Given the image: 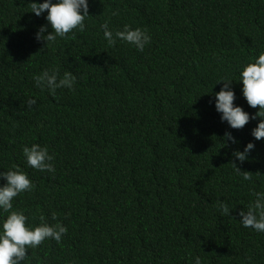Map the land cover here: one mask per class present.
I'll return each mask as SVG.
<instances>
[{
  "label": "trees",
  "instance_id": "1",
  "mask_svg": "<svg viewBox=\"0 0 264 264\" xmlns=\"http://www.w3.org/2000/svg\"><path fill=\"white\" fill-rule=\"evenodd\" d=\"M32 2L43 0H0V172L32 181L13 201L27 226L67 234L28 249L22 264H264V233L239 223L264 190V139L251 137L258 121L221 123L213 101L230 78L234 103L258 111L239 71L264 53V0H89L85 31L51 45L34 38L47 12L36 17ZM106 21L146 28L151 43L109 46ZM53 69L76 77L72 90L35 86ZM226 131L239 143L224 147ZM248 142L255 150L235 161ZM33 144L49 149L54 173L27 167L22 149Z\"/></svg>",
  "mask_w": 264,
  "mask_h": 264
},
{
  "label": "clouds",
  "instance_id": "2",
  "mask_svg": "<svg viewBox=\"0 0 264 264\" xmlns=\"http://www.w3.org/2000/svg\"><path fill=\"white\" fill-rule=\"evenodd\" d=\"M30 13L36 17H41L47 12L45 17L47 24L41 25L35 33L37 42H44L46 45L54 44L58 38L68 37L69 33L75 31H85V21L89 15V0H43L42 3H30ZM118 13H113L117 15ZM49 27L51 31L49 32ZM104 40L109 46H114L117 41L134 46L138 52H143L145 47L151 43V35L148 30L142 28H132L125 24L121 30H112L106 21L101 25ZM35 86L46 89L49 95L55 96L58 89H73L76 77L71 72H64L61 77L53 69L45 70L41 74L33 77ZM233 80L222 79L217 84H222L219 92L213 96L215 111L220 115L221 123H226L230 129L240 130L251 121H258L251 129V137L255 141L264 139V53L255 57L254 62L247 63L239 71V83L242 85L240 91L247 105L252 109H257L254 114L246 112L241 106H237L234 101L237 99L232 89ZM27 106L33 109L37 100L29 98ZM224 147L229 143L238 144L239 141L226 131L224 133ZM255 150V144L248 142L243 147V151L236 150L232 153L235 161L245 162L250 154ZM27 167L41 171L54 173V157L49 154V149L39 144L22 149ZM237 173L242 174L243 180L249 181L252 176L248 172H241L235 163L232 164ZM0 180L4 181L0 185V213H7V216L0 222V264H22L28 257V249H35L46 240H54L60 243L62 237L67 234V228L62 224L49 225L44 222L39 226H27L28 217L23 211L13 209V201L19 194L30 192L34 185L27 173L16 168L0 172ZM252 202L247 210L239 212V223L244 228L251 229L257 233H264V190L256 191ZM219 209L222 215L229 216L231 209L223 202ZM55 219V213L52 214ZM194 264H201L199 257H194Z\"/></svg>",
  "mask_w": 264,
  "mask_h": 264
}]
</instances>
